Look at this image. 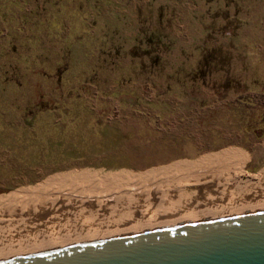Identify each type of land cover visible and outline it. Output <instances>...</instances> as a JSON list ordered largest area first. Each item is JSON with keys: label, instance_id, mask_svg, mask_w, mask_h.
I'll list each match as a JSON object with an SVG mask.
<instances>
[{"label": "rangeland", "instance_id": "obj_1", "mask_svg": "<svg viewBox=\"0 0 264 264\" xmlns=\"http://www.w3.org/2000/svg\"><path fill=\"white\" fill-rule=\"evenodd\" d=\"M222 150L243 155L228 170L243 184L264 179V0H0V196ZM163 179L169 203L180 184ZM114 190L107 206L152 192Z\"/></svg>", "mask_w": 264, "mask_h": 264}, {"label": "bare ground", "instance_id": "obj_2", "mask_svg": "<svg viewBox=\"0 0 264 264\" xmlns=\"http://www.w3.org/2000/svg\"><path fill=\"white\" fill-rule=\"evenodd\" d=\"M241 159L243 155L240 151L223 150L218 154L203 156L192 163H177L163 167L159 172L151 170L141 177L131 178L128 175L119 177L120 175L116 173L55 176L22 193L2 195L0 196V264L27 260L37 254L95 243L109 239L107 237L110 235V238L113 235L134 236L162 228H152L153 226L168 225L164 227L168 228L178 226V224L201 222L198 220L202 219L212 221L217 217H227V215L233 217L263 213L264 179L255 183L247 182L245 185L240 181L239 175H235L238 171L233 174L228 172ZM223 170L226 172L225 178L221 174ZM176 173L186 178L179 181L181 182L180 187L176 185L172 188L174 192H185L184 197L177 193L176 199L169 200V203L164 202L162 194L168 196L170 189L153 188L151 183L156 178L167 179L168 176ZM261 173L264 175V168ZM145 177H148L145 183L149 186L143 189L152 191L149 194L146 193L149 198L146 203L140 201L132 207L129 206L131 202L129 204L119 203L118 206L111 203L122 208L118 211L113 208L115 206H107L108 199L115 198L108 194L111 188H114L117 193L121 191L120 193L139 194L142 192L139 182L144 181ZM201 177H206V179L199 181ZM211 178L215 179L209 183ZM225 179L227 181H224ZM186 184L192 187L186 188ZM201 185L212 186L213 189L207 187L193 194L195 189L192 190V188ZM93 186H104L107 189L102 191L105 195L92 196L99 198L90 199V201L87 200L88 197L77 196L83 192L82 190ZM230 186L234 189L229 188ZM188 193H192L193 197H188ZM191 198L192 200L189 201ZM179 201H183L185 206L178 207ZM172 207L175 209H171ZM99 209L102 212L107 210V214H102L98 211ZM73 210L75 212H72ZM83 212L87 213L86 216L76 215ZM65 214L67 219L58 218ZM44 215L48 216V220H41L45 217ZM143 228L152 230H141ZM129 230L136 232L131 234ZM114 232L120 233L113 234Z\"/></svg>", "mask_w": 264, "mask_h": 264}, {"label": "water", "instance_id": "obj_3", "mask_svg": "<svg viewBox=\"0 0 264 264\" xmlns=\"http://www.w3.org/2000/svg\"><path fill=\"white\" fill-rule=\"evenodd\" d=\"M1 264H264V212L174 225Z\"/></svg>", "mask_w": 264, "mask_h": 264}, {"label": "crops", "instance_id": "obj_4", "mask_svg": "<svg viewBox=\"0 0 264 264\" xmlns=\"http://www.w3.org/2000/svg\"><path fill=\"white\" fill-rule=\"evenodd\" d=\"M223 151V150H222ZM222 151H220V152H222ZM219 153V152H218ZM218 153H215V154H218ZM243 154V153H242ZM246 159V158H245ZM186 161V160H185ZM187 162H190V161H187ZM162 168H156V169H153V170H155V171H157V172H159L160 170H161ZM189 171V170H188ZM156 172V173H157ZM149 173V172H148ZM221 174H224L225 175V172H221ZM235 175H238V174H235ZM192 176V175H191ZM173 177V178H172ZM190 177V175L188 176V178ZM184 178H186L184 175H182V174H179V173H176L175 175H170V176H168V178L167 179H171V180H173L174 182H178L179 184L181 183V182H179V181H183L184 180ZM167 179H163V180H167ZM224 181H227L226 179L224 180ZM145 184H147L148 186H149V184L148 183H145ZM151 186V185H150ZM179 186H181V184L179 185ZM205 186H208V185H205ZM201 187H203V185H201V186H198V187H194V188H192V190L193 189H195L196 190V188H201ZM142 188H146V187H142ZM209 189H211V188H209ZM171 209H175V208H171ZM166 210H169V209H166ZM99 239H101V238H99Z\"/></svg>", "mask_w": 264, "mask_h": 264}]
</instances>
